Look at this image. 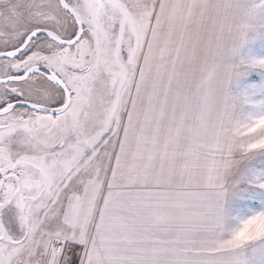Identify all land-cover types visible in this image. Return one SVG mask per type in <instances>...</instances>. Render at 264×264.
Returning a JSON list of instances; mask_svg holds the SVG:
<instances>
[{
    "label": "snow or ice",
    "instance_id": "obj_1",
    "mask_svg": "<svg viewBox=\"0 0 264 264\" xmlns=\"http://www.w3.org/2000/svg\"><path fill=\"white\" fill-rule=\"evenodd\" d=\"M0 264H264V0H0Z\"/></svg>",
    "mask_w": 264,
    "mask_h": 264
}]
</instances>
